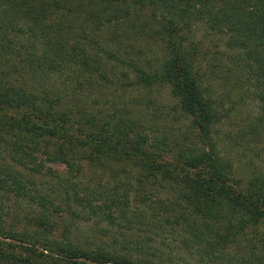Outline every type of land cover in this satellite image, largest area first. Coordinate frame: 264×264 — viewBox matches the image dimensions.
Segmentation results:
<instances>
[{
  "label": "trees",
  "instance_id": "16d2710c",
  "mask_svg": "<svg viewBox=\"0 0 264 264\" xmlns=\"http://www.w3.org/2000/svg\"><path fill=\"white\" fill-rule=\"evenodd\" d=\"M215 38L223 50L208 56L201 42ZM111 46L122 50L123 58L110 51L115 63L134 75L128 86L160 87L175 101L192 130L186 143L146 128L130 110L100 115L97 95L113 68L98 53ZM226 51L232 67L211 61ZM0 67V264H162L143 256L149 244L129 246L125 232L105 249L48 240L41 227L61 212L129 232L174 228L188 255L264 264V172L237 175L211 136L219 121L238 115L243 84L258 105L250 132L264 126V0H0ZM237 68L246 76L236 82ZM44 162L65 172L43 171ZM83 165L131 174L133 184L118 179L106 193L80 188L73 181ZM22 169L52 181L28 179ZM53 178L72 192L55 189ZM21 200L38 213L19 230V218H7L8 203ZM234 247L236 256L227 252Z\"/></svg>",
  "mask_w": 264,
  "mask_h": 264
},
{
  "label": "rangeland",
  "instance_id": "374dc122",
  "mask_svg": "<svg viewBox=\"0 0 264 264\" xmlns=\"http://www.w3.org/2000/svg\"><path fill=\"white\" fill-rule=\"evenodd\" d=\"M102 34L104 35V32ZM102 37H100V39ZM219 43L220 42L217 38L209 39L208 41L205 40L201 42V49L207 50L208 56H210V54L214 51L215 46L218 51L223 50L221 44ZM107 48V55H104L102 52L98 53V56H100L102 61L105 62L106 68H113L112 72L109 70L104 71V85L101 87L100 94H95V96L97 95L100 99V106H102L100 107V115L111 114V116L115 117L116 115H121L125 110H130L134 114L142 116L145 121L144 125L146 128H155L157 133H165L171 140H175L179 143H186L187 140L185 138L190 137L192 130L189 129L188 122L184 120L177 106H175V101L168 96L166 90L160 87L140 90L134 86H128V84L134 80V75H132V72L130 73L127 66L116 64L113 57L109 54L110 51H116L115 56L120 57L122 55V50L114 46ZM138 50L136 51V54L133 52L131 56L140 55L137 54ZM125 53H127V51ZM224 55L226 57L216 54L211 61L218 66L226 63L228 68L232 67L233 65L230 63L232 61L231 55L229 54V59L227 51L224 52ZM107 56H110L111 58H107ZM125 56L126 55H124V57ZM144 57L145 55L143 58ZM121 58L123 57L121 56ZM206 64L207 61L203 60L202 66H205ZM0 70L3 71L4 69L0 67ZM217 71H220V68H218ZM241 72V68H237L235 72L236 76L234 75L237 78H233L236 82L239 78L244 79L246 76V73L241 75ZM219 90H221V88H219ZM239 94L240 95L238 96L241 100L243 99V102L241 103L242 107L238 111V115L233 117L234 119L231 123L226 119L219 121V123L211 129V136L212 141L216 144V149L223 151L224 155L231 157L236 163V174L239 176H246L255 170H261L264 172V126L262 123L259 129L257 124L256 132L253 134L250 132V126L257 122L256 116H258V105L253 99L250 86L243 84ZM197 144L201 147L200 143L197 142ZM42 164L44 166L43 171L49 168L57 174H63L65 172V168L62 164L49 162H44ZM80 164L86 163L80 162ZM94 168L95 167L93 166L83 165V175L74 179L73 182L77 183V186L80 188L88 186L87 188H89L90 191L95 190L99 193L108 192L110 188H113L115 185L114 182H117L118 179L121 182H129L130 184H133V175L131 174L123 175L120 172L117 173V171L112 174V172L107 168ZM22 173H25V176H27L28 179H33L34 181L36 180L39 183L52 181V179L47 177H35L36 175H31L23 169ZM53 182L56 185L55 189H66L68 192H72L73 190V187L69 188L71 183L65 181L64 178L58 180L53 178ZM134 189H136V185L131 186L130 195L134 194ZM146 190L148 193H152L157 198H161V200L166 198V194L164 192L155 190L157 191L156 193L154 191H150L149 188H144L142 192H145ZM119 191L123 192V190ZM82 193V191L78 192V194ZM50 198L53 201L52 206H57L59 204V201L56 199L53 200L52 197ZM8 205L13 208L10 211L14 213L10 218H7V220L9 219L10 222H14V219H12L13 216L17 219L19 218V220H17L18 224L16 225L19 230L24 228L23 226L26 223L24 218L27 215L31 213L32 216H36L38 213L35 205L25 202L24 200L17 201L16 203L14 201H10ZM59 206L60 210H63V204L60 203ZM49 209L50 207L48 206V210ZM46 214L49 213L46 212ZM51 216L52 217H50V219L48 218V221H51V225L46 224L41 227V229H45L47 231L45 236L48 240L58 241L65 236L69 241L78 245H100L105 249L106 247L109 248L114 240L116 241L121 238L119 237V232H125V239L131 240V244H128L129 246H134V240H139L149 244L151 251H147V253L143 254V256L149 257L151 260L153 257L155 258V261L162 264H233L235 260L234 257H232L234 258L232 260L224 257L221 263H218L216 261L208 260V258H204L203 256L202 258L201 256H198V254H186L189 251H183L177 247L178 240L182 237V234H180L181 232L179 231V233L176 232L174 228L163 230L146 229L141 230V232L130 230L129 232L114 227L113 229L116 228L118 232L113 233L111 231L113 229H109V226L105 221L99 222L97 219L88 217L86 213L78 214L72 217L66 216L64 212H61L54 213ZM183 236L186 237L185 235ZM237 243L239 246H243V242L238 241ZM116 245L119 244H115L114 246ZM134 249L136 252L138 251L137 248ZM152 252H154L153 256ZM227 252L231 255L235 252L233 256H236L239 250L234 247L233 249L227 250Z\"/></svg>",
  "mask_w": 264,
  "mask_h": 264
}]
</instances>
